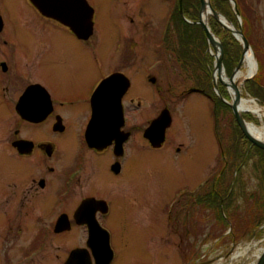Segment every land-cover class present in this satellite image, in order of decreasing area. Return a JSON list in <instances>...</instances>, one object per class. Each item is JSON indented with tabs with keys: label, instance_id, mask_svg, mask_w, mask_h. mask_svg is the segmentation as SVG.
I'll list each match as a JSON object with an SVG mask.
<instances>
[{
	"label": "flooded vegetation",
	"instance_id": "flooded-vegetation-1",
	"mask_svg": "<svg viewBox=\"0 0 264 264\" xmlns=\"http://www.w3.org/2000/svg\"><path fill=\"white\" fill-rule=\"evenodd\" d=\"M86 1L94 9V20L96 0ZM96 28L94 23L92 34L80 38L32 0H0V264H66L73 253L81 264H97L95 252L102 250L112 252L114 264L120 257L112 231L116 219L111 197L118 198L121 190L129 220L135 214L148 221L150 215L148 223L157 228L152 238L162 235L160 224L167 225V236L177 226L189 233L187 199L195 198L193 204L198 206L196 196L203 184L194 190L177 189L159 208L164 215L155 217L149 197L140 195L134 180V172L140 171L138 149L183 153L185 145L173 132V109L158 110L146 98L160 91L155 76L122 71L123 66H135L139 39L122 25L112 46L104 47H115L117 54L106 57L108 51L98 40L92 41ZM60 37L74 46L59 47ZM97 43L100 46L93 51ZM68 54L86 57L84 66L91 56L95 62L105 60L109 70L93 82L85 71V76L72 78L51 75L54 63L64 65ZM163 112L171 117V125L163 141L153 144L146 131ZM147 163L142 171L151 177L152 161ZM121 181L125 185L120 188ZM133 202L138 207L150 204L149 215L142 217ZM190 228L194 232L196 223L191 222ZM60 248H64L61 254ZM162 249L169 252L165 246ZM154 256L147 262L137 257L129 262L159 264ZM170 257L161 261L183 264V257L179 261L172 251Z\"/></svg>",
	"mask_w": 264,
	"mask_h": 264
},
{
	"label": "rangeland",
	"instance_id": "rangeland-1",
	"mask_svg": "<svg viewBox=\"0 0 264 264\" xmlns=\"http://www.w3.org/2000/svg\"><path fill=\"white\" fill-rule=\"evenodd\" d=\"M178 1L96 0L92 4L97 9L93 20L97 25V33L92 41L98 40L101 49L108 51L106 57L115 58L116 48L106 50L104 47L112 46L111 41L121 33L122 25L131 36L139 39L134 46L137 57L135 66H123L122 71L127 75L156 77V87L160 91L145 97L158 110L166 106L173 109V132L177 137L173 134L170 136L185 145L179 156L164 149L137 150L135 154L139 159L140 171L139 174L134 172V180L138 183L140 195L149 197L157 217L164 215L159 208L168 204L177 189L187 186L194 190L198 183L203 184L196 196L197 200L200 198L198 206L193 204L195 198L187 199L189 233L186 228L179 230L177 226L167 236V225L160 224L162 235L156 238L151 237V233L157 230L156 226L148 223L151 221L150 204L138 207L133 202L137 209L140 208L142 217L149 215L148 221L135 214V219L129 220L122 190L118 198L111 197L115 203L113 218L116 219L112 222V231L120 257L114 264H130L129 260L136 257L147 262L155 258L154 254L159 257V264H167L161 260L164 256L163 259L172 260L171 251L179 257V261L183 257V264H252L254 261L258 264L264 253L257 258V252L264 248V153L244 136L232 109L215 92L213 79H208L203 69L186 62L183 52H179L184 51L187 45H182L181 38L187 42L194 40L199 54L207 60L205 67L212 77L215 58L211 55L202 26L188 28L180 20L169 21ZM239 2L249 25L247 22L244 24L241 15H237L238 25L244 32L248 30L257 62V72L251 80L243 82L241 96L255 99L264 106V0ZM230 4L234 9L233 4ZM181 14H184V10ZM57 42L59 47L74 46L73 42L61 37ZM100 45L97 43L93 51ZM67 56L64 65L54 63L51 75H70L72 78L73 75H84L85 71L91 75L93 82L98 78L97 75L109 70V63L105 60L95 62L91 56L84 66L86 57L78 54ZM137 69L139 71L136 72ZM192 88L200 89L195 92ZM219 94L231 102L228 89L220 83ZM214 97L222 103L216 102ZM245 115L247 122L262 124L258 117ZM148 160L152 161L151 177L145 176L147 171H142ZM124 185V181H121L120 188ZM105 188L109 191L108 184H105ZM164 220L161 221L164 223ZM191 222L196 223L194 232L197 238L191 231ZM164 246L168 253H163ZM63 251L64 248H60V254ZM238 253L242 255L236 257Z\"/></svg>",
	"mask_w": 264,
	"mask_h": 264
},
{
	"label": "water",
	"instance_id": "water-1",
	"mask_svg": "<svg viewBox=\"0 0 264 264\" xmlns=\"http://www.w3.org/2000/svg\"><path fill=\"white\" fill-rule=\"evenodd\" d=\"M33 3L44 13L49 16H54L55 18L59 19L62 23L68 25L71 27V29L77 34L80 38H88L92 32H93V14L94 9L87 3L86 0H32ZM180 1V10L181 13H183L182 9V1ZM233 6L234 9L237 10V4L234 0H229ZM209 8L211 11L210 15H212L225 29L231 31L233 35L236 37V39L241 43L243 47V56L240 59L237 67L233 71V74L231 75L230 79L234 77L236 72H239L242 65H243V58L245 53L251 49L250 43L248 39L245 37L242 27L236 28L226 17L221 15L219 12H217L211 4L210 0H201V9H200V18L197 22H191L192 24H198L202 26L203 30L206 33L208 44L213 43L215 46V49L219 51L218 55H213L215 58L214 63V69L217 67L221 71L224 70V64H223V58H224V50H223V44L221 40L215 36V34L212 32L208 21H204L202 19V13L206 8ZM237 15L239 16V12L237 11ZM221 18H224L227 22H229L232 27L227 26L224 24ZM215 38H218L219 41H215ZM216 43V44H215ZM115 75H123V74H115ZM254 76L246 79L251 80ZM229 78V77H228ZM214 89L217 95H219L220 99L223 100L225 103H227L235 116V119L238 123V126L240 127L242 133L244 136L256 147L264 150V142L257 140L253 135H251L247 131V121L243 117L242 113L238 109V104L242 98L241 92L236 91V96L233 100V102L226 101L220 94H219V85L218 82L215 79L214 72L212 75ZM220 83L227 87V84L220 80ZM234 88L236 89V86L234 85ZM228 89V88H227ZM171 125V117L166 116V112H163L156 120L155 122L147 129L146 131V137L153 143L158 144L161 143L164 139L165 130ZM105 129V128H104ZM158 130H160L159 135ZM104 138V137H103ZM95 258L97 264H111V261L113 259V254L111 251L107 252V250H102L101 253L95 252ZM79 257L77 253L71 254L69 259L67 260L66 264H81L83 261H78ZM258 264H264V253L261 256Z\"/></svg>",
	"mask_w": 264,
	"mask_h": 264
},
{
	"label": "trees",
	"instance_id": "trees-1",
	"mask_svg": "<svg viewBox=\"0 0 264 264\" xmlns=\"http://www.w3.org/2000/svg\"><path fill=\"white\" fill-rule=\"evenodd\" d=\"M235 1L237 2L238 11L240 12V15L243 19L244 24H246V22H247V24L249 25L248 19L246 18L245 14H244L243 8L240 5L239 0H235ZM177 3L173 7L174 12H172V14H170L169 21L173 22V19H177V20H180L182 22V24L186 25L188 28H196V27L199 28L200 25L197 26L196 24H190L186 20H191V21L199 20L200 9H201V0H183V10H184L183 15L180 13L179 1ZM211 3H212L213 8L217 12H219L220 14L225 16L228 20H230L234 26L239 27L238 21H237L236 11L231 7L230 1H228V0H211ZM176 9H177V12H176ZM209 25L211 27L212 32L221 40V42L223 44V50H224L223 64H224L227 75L229 77H231V75L233 74V70L237 67L240 59L243 56V47L240 44V42L235 38V36L232 34V32L225 29L212 16L209 17ZM167 28L169 29V26ZM167 32H168V30H167ZM243 32H244V30H243ZM204 34H205V32H204ZM244 35L246 36V38L248 40L251 38L250 34L248 33V30H245ZM250 40H249V42L252 45L253 43ZM181 42H182L183 46H184V43L187 44L184 47V51H181V50L179 51V52H183V56L185 57L184 59L186 60V62H189L192 66H194V64H195L197 67H199L200 70L203 69L205 75L208 76V79H210V78L212 79L210 73H208L206 70L207 60L205 58H202L201 54H199L196 42L194 40L193 41L188 40V42H187V40L184 41V39H182V38H181ZM253 48H254V46H253ZM197 71H199V70H197ZM250 83H253V81H250ZM214 100H216V102L222 103V101H220V99H218L217 97H214ZM226 106L229 109H231L229 105L226 104ZM214 114H215V118H216V113H214ZM244 116L246 117V115H244ZM234 118H235V116H234ZM235 121H236V119H235ZM257 149H259V148H257ZM259 151L264 153V151L261 149H259ZM221 200H222V198H221Z\"/></svg>",
	"mask_w": 264,
	"mask_h": 264
},
{
	"label": "bare ground",
	"instance_id": "bare-ground-1",
	"mask_svg": "<svg viewBox=\"0 0 264 264\" xmlns=\"http://www.w3.org/2000/svg\"><path fill=\"white\" fill-rule=\"evenodd\" d=\"M210 13L211 11L207 7L202 13V19L204 21H208ZM221 19L224 22V24H226L229 27H232V25L229 22H227L224 18ZM215 41H217L218 43L219 39L215 38ZM215 46L216 45H214L213 43H210V52L214 55H218L219 51L215 49ZM256 72H257V62L255 59V55L252 49H249L244 55L242 68L240 69L239 72L235 73L232 80L228 78L226 71L224 70L221 71L217 67L214 69V76L217 82L222 80L227 84V88L230 93L231 103H232L236 96V91L241 92L243 82L246 79L254 76ZM234 85L236 86V89L234 88ZM238 109L242 113V115L251 114L260 119L262 123L261 125H257L256 123L253 122H247L246 127H247V131L251 135H253V137H255L257 140L264 142V106H261L255 99L242 97L238 104ZM263 252H264V248L258 251L256 254L257 258L260 257V255H262ZM241 255L242 253H238L236 257H240ZM252 264H256V261H254Z\"/></svg>",
	"mask_w": 264,
	"mask_h": 264
}]
</instances>
